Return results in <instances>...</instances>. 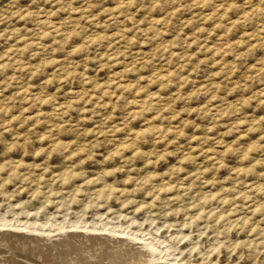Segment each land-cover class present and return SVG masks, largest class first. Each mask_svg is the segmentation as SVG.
Masks as SVG:
<instances>
[{
  "label": "rangeland",
  "instance_id": "374dc122",
  "mask_svg": "<svg viewBox=\"0 0 264 264\" xmlns=\"http://www.w3.org/2000/svg\"><path fill=\"white\" fill-rule=\"evenodd\" d=\"M0 264H264V0H0Z\"/></svg>",
  "mask_w": 264,
  "mask_h": 264
},
{
  "label": "bare ground",
  "instance_id": "6f19581e",
  "mask_svg": "<svg viewBox=\"0 0 264 264\" xmlns=\"http://www.w3.org/2000/svg\"><path fill=\"white\" fill-rule=\"evenodd\" d=\"M48 23H50V24H52V22H48ZM50 26V25H49ZM57 27V26H56ZM32 241V240H31ZM18 244V243H17ZM125 249V248H124ZM136 250V249H135ZM129 251V250H128ZM61 253H63V252H61ZM135 253V252H134ZM70 254V253H69ZM66 255V254H65ZM53 257V256H52ZM127 258V257H126ZM149 258H151V257H149ZM51 259H53V258H51ZM84 259H86V257L84 258ZM65 261V260H64ZM151 261V260H150ZM53 263V262H52ZM129 263V262H128Z\"/></svg>",
  "mask_w": 264,
  "mask_h": 264
}]
</instances>
